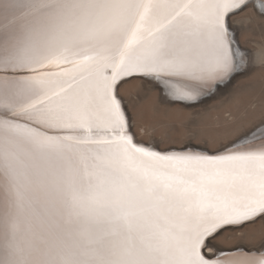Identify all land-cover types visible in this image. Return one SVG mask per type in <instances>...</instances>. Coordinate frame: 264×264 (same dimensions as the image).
<instances>
[{"label":"bare ground","instance_id":"1","mask_svg":"<svg viewBox=\"0 0 264 264\" xmlns=\"http://www.w3.org/2000/svg\"><path fill=\"white\" fill-rule=\"evenodd\" d=\"M244 1L0 0V264H264L209 245L264 220V122L159 149L119 93L142 74L168 101L211 97L243 64L223 19Z\"/></svg>","mask_w":264,"mask_h":264},{"label":"rangeland","instance_id":"2","mask_svg":"<svg viewBox=\"0 0 264 264\" xmlns=\"http://www.w3.org/2000/svg\"><path fill=\"white\" fill-rule=\"evenodd\" d=\"M248 5L232 14L228 21L245 53L241 69L230 83L216 85L218 89L214 88L205 101L186 104L168 101L151 80L140 83L133 80L132 84L137 83L133 87H120L128 115L136 123L133 131L138 140L159 149H183L190 145L218 151L251 129L261 127L258 124L264 122V11L258 10L260 18L256 19L251 13L257 9L252 3ZM260 220L238 228L242 233L227 229L210 239L209 245L213 243V247L223 249L263 247L264 220Z\"/></svg>","mask_w":264,"mask_h":264},{"label":"water","instance_id":"3","mask_svg":"<svg viewBox=\"0 0 264 264\" xmlns=\"http://www.w3.org/2000/svg\"><path fill=\"white\" fill-rule=\"evenodd\" d=\"M254 2V0H245L241 5H239L238 7H236V8H234V9H232V10H229L227 13H225V15H224V24H225V27L227 28V22L229 21V17L232 15V14H234V13H236L237 11H239L240 9H242L244 6H246V5H248V4H250V3H253ZM260 2H262V3H264V0H260ZM226 35H229V33L228 32H226ZM232 46H233V44L232 43H230ZM1 73V72H0ZM152 77H154L153 75H149V76H146V75H142V74H131V75H128V76H126V77H123V78H121V79H131V78H147L148 80H152V79H154V78H152ZM121 79L119 80V82L121 81ZM118 82V83H119ZM219 83H216V85H218ZM215 85V86H216ZM207 239H208V237H207ZM206 239V240H207ZM204 248H205V245H202V247L200 248V252H199V254H198V256H199V258L201 259V260H205V261H207V262H210L211 260H207V259H205L204 258V254H203V252L207 255V253L205 252V250H204ZM218 257H221V255H216L214 258H218ZM213 258V259H214Z\"/></svg>","mask_w":264,"mask_h":264}]
</instances>
